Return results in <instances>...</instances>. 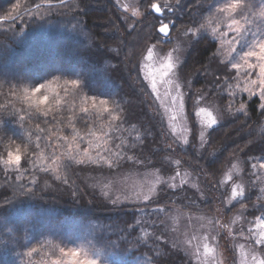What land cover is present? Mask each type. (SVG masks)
<instances>
[{
    "label": "trees",
    "instance_id": "1",
    "mask_svg": "<svg viewBox=\"0 0 264 264\" xmlns=\"http://www.w3.org/2000/svg\"><path fill=\"white\" fill-rule=\"evenodd\" d=\"M216 1L183 0L184 7L171 17L176 23L171 33L197 28L206 17L217 14L212 8ZM16 3L22 6L16 19L19 27L10 28L11 22H0V59L6 63L0 68V104L14 105V110L25 119L18 122L5 115L0 119V136L5 140L17 139L29 151L22 155L18 166L0 162V189L11 196L13 188L19 191L18 186L23 184L36 195H16L11 203L0 207V264H26L29 258L23 253L31 247L39 248L45 241L51 243L45 244L31 259L50 263L60 256L59 248L78 240L83 226L92 236L89 239L105 254L121 259L140 256L151 264H194L170 237L166 219L170 213L206 215L213 221L217 212L230 221L241 214L245 223L255 222L261 216L252 208L258 198L264 201L256 189L261 183L253 181L251 174V163L256 161L245 166L248 157L244 152L234 154V150L252 139L259 143L264 137V115L256 96L224 92L227 83L223 82L226 76L223 71L216 73L219 83H208L213 78L205 77L202 65L214 57L213 67L225 66L216 56L214 40L202 33L193 40L187 36L189 48L178 72L182 82L190 86L186 95L190 134L187 143L176 142L140 69L141 58L150 46L158 43L169 46V40L163 42L154 32L152 25L158 27V21L153 15L133 16L122 8L119 0H64L63 5L60 0H0V16L9 12L15 15ZM24 8L31 11V16L24 15ZM146 8L147 3L137 7V11L143 13ZM68 61L73 62L71 67L62 65ZM15 68L20 69L21 75L13 74ZM54 76L60 77L54 87L61 105L52 104L47 117L30 107L22 95L9 93L10 88L22 91L25 86L31 87ZM67 79H78L80 88L69 87L65 91L62 85ZM196 95H204L218 111L219 122L207 131L203 140H198L192 117ZM91 96L97 98L96 108L91 107L88 99ZM100 99L107 101L108 113L99 105ZM230 103L231 109L227 110ZM241 103L245 105L244 113L238 111ZM83 107L89 111L82 112ZM9 110L13 108L10 106ZM113 115L120 119L113 121ZM37 124L43 132L37 130ZM141 140L148 145L143 150ZM133 142L137 144L135 151L140 163L120 159L110 168L102 161L90 163L78 157V152L88 148L93 160L102 157L116 161L114 153L134 154L129 148ZM249 155L258 156L260 152L257 149ZM0 156L6 158L3 143H0ZM77 160L86 163L77 164ZM233 166H237L246 191L245 197L239 198L240 203L233 201L227 205L229 192L221 179ZM134 170H155L164 176L183 171L194 178L199 191L186 183L178 185L176 190L162 185L150 199L151 203L112 205L104 195L103 185L116 174ZM242 204L247 210L241 212ZM163 207L168 211L157 214L155 210ZM133 216L142 223L130 234L125 225L132 222ZM161 221L165 226L158 229ZM160 231L165 235L156 240ZM226 246L231 249L230 245ZM44 252L48 255L43 256ZM228 264H236L232 250L228 253Z\"/></svg>",
    "mask_w": 264,
    "mask_h": 264
},
{
    "label": "rangeland",
    "instance_id": "2",
    "mask_svg": "<svg viewBox=\"0 0 264 264\" xmlns=\"http://www.w3.org/2000/svg\"><path fill=\"white\" fill-rule=\"evenodd\" d=\"M138 1L119 0V3L121 2L122 8L132 13L137 11ZM234 2H238L239 5L235 12L219 11V9L225 8L228 4ZM212 8L217 14L213 13L200 23L205 25L204 28H201L199 24L197 28H190V32L184 29L181 30V33L179 31L170 33L169 46L163 43L150 46L149 48L152 49L151 58H148L147 49L140 61L142 76L160 108L163 122L170 131L171 138L176 142L185 143L190 134V124L186 112V95L190 86L188 83L184 84L182 82L178 72L179 64L184 60L189 48V46L187 48V44L190 41L187 36H191L193 40L199 33L207 34L216 42V56L219 61L227 66L229 73L223 78V82L226 81L227 83L224 86V92L229 95L244 93L253 96L252 92L246 93L242 89L251 87L250 80L256 78L258 69L248 70L244 67L235 70L232 68V64L241 62L240 56L243 52L249 50L254 42L264 38V3L259 0H217ZM233 19L239 23L230 29L229 25ZM213 27L217 28L216 33L212 32ZM236 27H239V33L234 30ZM225 32L228 33L226 37L222 36V33ZM169 57H171L174 67L166 76H162L164 71L162 65L168 62ZM72 63L71 61L62 62V65L71 67ZM4 66H6V63L0 59V68ZM245 72L249 73L247 77L244 74ZM84 73L89 74L90 72L84 71ZM13 74L16 76L21 75L20 69H13ZM152 78L156 80V93H153L151 88ZM252 91L257 93L255 96L259 99V89L253 87ZM173 97H176V99L173 100ZM194 105L192 117L195 119L198 134L203 130L206 137V133L209 131L204 126L206 116L203 113L197 116L196 113L200 108H204L206 112L212 113L218 123V111L211 102L209 103L206 100L204 95H196ZM172 117H175V119H172ZM90 153V149L87 148L78 152V157L88 159L91 157ZM237 171V166L232 167L224 173L221 179L223 186L227 187L229 192V196L225 200L227 205L234 201L231 198V189L237 184L242 185L241 175ZM253 171L257 172V175L253 177V181L258 180L261 183L258 186L254 185L259 191V196L261 195L264 198V191L261 190L264 189V170L252 169L251 173ZM229 177L232 179H229ZM172 183L177 186L186 183L193 187L195 180L183 171L164 176L155 170H134L121 175L116 174L114 179L107 184L108 187L104 188V193L107 192L112 200L118 198L120 202L138 203L144 201L143 196L145 194L149 195L151 199L157 194V189L160 186L165 185L168 187ZM217 213L215 221L206 215L189 214L182 211L170 213L166 217L167 226L171 233L170 237L186 252L194 264H228L230 250L234 252L236 264H256V261L264 260V245L255 242L261 231L256 220L252 223H245L242 215L238 214L230 221L224 214ZM80 233L78 240L65 248L66 250L70 248L79 250L80 260H94L96 264H151L147 258L140 256L121 259L114 254H105L97 249V245L93 240L89 239L92 236L86 226L81 228ZM226 245H230L231 249L228 250ZM205 247L210 251L206 252ZM47 264H51V261Z\"/></svg>",
    "mask_w": 264,
    "mask_h": 264
},
{
    "label": "snow or ice",
    "instance_id": "3",
    "mask_svg": "<svg viewBox=\"0 0 264 264\" xmlns=\"http://www.w3.org/2000/svg\"><path fill=\"white\" fill-rule=\"evenodd\" d=\"M61 5H63L64 0H60ZM147 3V8L143 13H140L138 11H133V16H142L147 17L149 15H153L154 18L158 21L159 26L157 27L155 24L152 25V28L154 32L158 34H162L163 37L171 39V30L176 27L175 20L171 19V17H175L177 15V12L184 7L183 0H163V3H158L156 0H139V3L137 7H143L144 4ZM238 2H234L231 4H228L225 8L219 9L220 12H235V10L238 7ZM21 4L16 3L13 5V8L15 9V15H13L11 12L0 16V22L8 23L9 27L11 28L12 25H16V19L18 16H20V9ZM37 8L39 5L36 6ZM127 11V9H125ZM31 11L27 8H24V15L31 16ZM127 19V17H125ZM139 22V21H137ZM195 24L196 22L193 21ZM238 21L233 19L231 21V24L229 25V28L231 29L232 26L238 25ZM16 27H19V25H16ZM201 28H204V24H200ZM237 33H239L240 29L239 27H236L234 29ZM186 31H191V29H186ZM217 28L213 27L212 32L216 33ZM228 33H222V36H227ZM149 38H152L151 35ZM235 50V49H233ZM148 58H151L152 49L148 48ZM214 57L212 60L208 62L207 65H202V71L204 72L205 77H212V80H208V83H219V76L216 75L218 71H223L225 75H229V73L226 71L227 66L225 65L223 69H220L219 66L213 67L214 63ZM240 61L238 63H233L232 68L235 70H240L241 68L246 67L248 70H257L258 73H256V78L250 80L251 87H244L242 91L244 92H252V95H257L256 92L252 91V88H258V96H259V108L261 110V114L264 115V38L259 39L258 41L254 42L253 45L249 48V50L243 52V54L240 56ZM255 61V62H253ZM164 71L162 72V76H166L168 72L174 67L171 57H169L168 62L162 65ZM200 71V70H198ZM247 77L249 75L248 72L244 73ZM60 77L54 76L53 79H47L43 82L37 83L35 85L32 84L31 87L25 86L23 87L22 91L19 90L17 87H13L9 89V93L12 96L20 97L22 95V98L25 102L29 104L30 107L35 108V111L39 114H41L44 117H47L49 115V111L52 110L51 105L55 104L56 106L61 105V97L59 93L56 92V88L54 87V84L59 81ZM65 91H68V88L77 89L80 88V81L78 79H67L63 81V85ZM151 88L153 93H156L157 85L155 78L151 79ZM7 99V96L5 97ZM88 99L91 101V107L96 108L97 107V98L95 96L88 97ZM176 97H173V100H175ZM100 106H103V111L105 113L109 112V109L107 107V101L104 99H100L98 101ZM10 106L13 108L12 111L9 110ZM231 103L228 106L227 110L231 109ZM81 111L84 113H87L89 111L88 107L81 108ZM240 113H244L246 111L245 105L241 103L240 108L238 109ZM205 114L206 120L204 121L205 129H212L214 125H217V119L212 115L211 112H206L204 108H200L199 111L196 113L197 116L201 114ZM7 115L8 117H12L18 122H23L25 117L23 115H20L19 111L14 110V105L10 104H0V119H3L4 116ZM32 117L29 116V119ZM113 121H116L120 119V117H117L113 115L111 117ZM172 119H175V117H172ZM47 123V121H45ZM36 128L38 131L43 132L44 129L40 128V125L37 124ZM173 131H175L173 129ZM195 136V132H194ZM200 139L203 140L205 137V131L199 132ZM39 140L40 137H37ZM62 139H67L66 137H62ZM0 143H3L5 150H6V158L0 156V162H3L6 166L11 165H20L22 160V155L27 153L29 151V148L27 145H25L23 148L21 147L20 143H17V139H12L11 137L7 138L6 140L0 136ZM185 143H187V140H185ZM141 149L148 147L147 143L144 140L140 141ZM251 145V147H249ZM37 148L40 147L39 144L36 145ZM120 147V145H118ZM169 148L172 147L171 144L168 145ZM130 150L133 151V155H122L120 153H114L113 156L116 157V161L113 160H104L102 157H99L96 160H93L91 157L88 158L87 162L90 163H107L109 167L111 168L113 166L114 162H118L120 159H123L125 161H131L133 163H140V157L138 154H136V148L137 144L135 142L131 143L129 146ZM259 150L260 155L258 156H251L249 153L254 152L256 150ZM236 151L244 152L245 156L248 157L246 161H244L245 166H247L248 163H251L252 161H256L255 163H251V168L253 170L259 169L264 170V137H261L259 143L255 139L249 140L243 147L237 146V149L234 150V154ZM167 159V158H165ZM77 164H84L86 163L85 160H77ZM177 164L180 162L177 160ZM235 167V166H233ZM19 171V168L17 169ZM253 176L257 175L256 171H253L251 173ZM56 179L59 180L60 177L56 176ZM229 179H232L229 177ZM32 183H36L35 180L31 181ZM67 183V181H64ZM11 187V186H9ZM95 187V186H93ZM104 188H107L108 185H103ZM193 187H197V190L199 191L198 186L193 185ZM168 188L176 190L177 185L172 183L168 185ZM19 191L16 188H13L12 195L10 196L5 190L0 189V198H2V203H0V207L7 206L9 203L12 202V199L16 195H24V196H35L36 193L33 192L31 189L26 188L23 184L18 186ZM264 191V189H261ZM245 187H243L240 184H237L235 187L231 189V198L232 200L236 201L237 203H240L241 197H245ZM73 195L75 196L76 193L74 192ZM104 195L108 197V200H110L111 204L114 206H119L121 202L117 198L116 200H112L111 197L108 196V193L105 192ZM172 195H176V191L172 192ZM204 197L201 196V199ZM143 200L146 202L151 203L150 196L145 194L143 196ZM231 203V201H229ZM252 208L256 211H259L261 213V216L256 217V223L258 227L261 229L259 233V238L255 241L256 244L264 245V201L259 200L257 203L252 204ZM247 210V206L242 204V211ZM140 211H143V209H140ZM157 214L160 213H166L168 211L167 207L163 208H157L156 210ZM254 214V213H253ZM142 223L141 219H137L136 216L132 217V222L125 225L126 229H130V234H134L137 230V227L140 226ZM165 226V222L161 221L160 225L157 226L158 229L163 228ZM223 227V225H221ZM165 233L163 231H160L159 235H157L155 238L156 240H160L162 236H164ZM50 241H45L43 244L40 245V247H31L28 251L23 253V255L27 258H29L26 261V264H47V261L44 259H41L40 261H33L31 258L34 254H37L41 251L42 248H44L45 244H50ZM205 251L208 252L210 249L205 247ZM60 257H57L55 259L51 260V264H96L94 260H80V251L77 249H65V248H59ZM47 252L43 253V256H47ZM256 264H264V260H258L256 261Z\"/></svg>",
    "mask_w": 264,
    "mask_h": 264
},
{
    "label": "water",
    "instance_id": "4",
    "mask_svg": "<svg viewBox=\"0 0 264 264\" xmlns=\"http://www.w3.org/2000/svg\"><path fill=\"white\" fill-rule=\"evenodd\" d=\"M159 35H160V36H162V38H163L162 40H163V41H165V40H167V39H168L167 37H163V35H162V34H159Z\"/></svg>",
    "mask_w": 264,
    "mask_h": 264
}]
</instances>
